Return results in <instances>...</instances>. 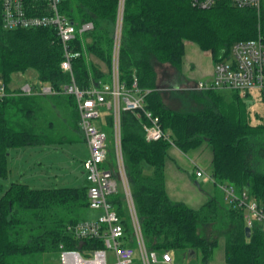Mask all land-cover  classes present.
<instances>
[{"label":"trees","instance_id":"16d2710c","mask_svg":"<svg viewBox=\"0 0 264 264\" xmlns=\"http://www.w3.org/2000/svg\"><path fill=\"white\" fill-rule=\"evenodd\" d=\"M29 2L31 6L32 0ZM117 0H63L61 11L76 25L94 24V30L73 41L80 56L73 60V73L81 88H90L104 77L87 54L110 69ZM264 39V5L238 8L231 0L219 1L209 9L193 5V0H127L120 68L122 80L131 84L136 76L142 89L151 90L146 107L160 118L171 142L149 143L137 114H123V149L129 181L141 229L148 250L159 253L195 251L206 264L217 245L209 231L225 237L228 264H264V227L256 224L246 234L243 208L214 198L198 210L168 200L164 175L171 146L187 153L207 144L213 150L215 183H228L264 205V170L253 140L263 138L264 122L253 125L249 98L233 93L229 101L217 92H186L201 101L207 96L212 107L182 110L168 108L156 83V63L180 67L186 54L185 42L212 53L215 63L227 61L232 46L241 41ZM85 46H84V44ZM84 46V48H83ZM63 47L54 29L5 30L0 19V80L7 92L15 73L35 70L40 84L61 90L71 81L62 70ZM264 102V94L258 93ZM58 105L74 97L14 95L0 100V179L10 174V149L52 141L54 130L43 101ZM45 99V100H44ZM207 103V102H206ZM203 104V103H202ZM205 104V103H204ZM46 124V125H43ZM52 129V131H51ZM144 164L154 168L153 177L144 175ZM87 187L32 189L12 183L4 190L0 182V264H40L39 255L60 256V246L84 256L102 248L101 241L76 240L67 228L87 212ZM130 232L127 209L121 195L112 200Z\"/></svg>","mask_w":264,"mask_h":264},{"label":"built area","instance_id":"2783aa9c","mask_svg":"<svg viewBox=\"0 0 264 264\" xmlns=\"http://www.w3.org/2000/svg\"><path fill=\"white\" fill-rule=\"evenodd\" d=\"M127 0H117L116 18L113 32V50L110 66L111 82L81 88L74 77L73 60L80 56L73 41L77 37L94 30L92 22L76 25L61 11L63 0H0V19L5 30L17 29H54L63 47L64 60L61 68L69 73L71 81L61 90L49 84H40L35 88L25 84L19 92L9 93L4 85L0 86V100L14 95L74 97L79 114V130L89 148V157L83 162V169L88 182L87 198L89 209L101 211L96 219L81 220L69 225V232L76 240L101 241L102 248L93 250L84 256L76 250H67L60 246V264H109L108 251L115 254V264H133L136 254L140 264H174L170 252L159 253L147 249L141 229L136 203L131 189L123 149V114H137L142 121L145 139L149 143L167 140L160 118L146 106L150 90L142 89L138 77L131 84L122 80L120 68L121 48L124 33V20ZM222 0H193V5L209 9ZM238 8L262 10L264 0H231ZM84 44V43H83ZM85 46V44H84ZM83 46V48H84ZM231 60L215 65L214 78L211 82L200 81L193 85L177 88L182 91H218L229 90L240 98H248L253 92L264 94V39L237 42L231 49ZM89 59V54L86 56ZM108 110L112 119V148L110 135L100 129L96 123ZM197 177L215 182L212 175L198 170ZM229 205L245 210L247 227L256 224L264 227V205L250 198L248 191H238L228 183H217ZM123 197L129 220L130 232L125 220L118 214L114 198ZM133 241L136 248L130 246Z\"/></svg>","mask_w":264,"mask_h":264},{"label":"rangeland","instance_id":"374dc122","mask_svg":"<svg viewBox=\"0 0 264 264\" xmlns=\"http://www.w3.org/2000/svg\"><path fill=\"white\" fill-rule=\"evenodd\" d=\"M185 46L187 52L184 57L182 71L187 74L189 80L195 81V84L203 80L202 78L205 79L208 76L210 62L213 67L214 63L211 59L207 60L202 58V54H205L207 57L210 56V53L201 50L193 42L186 41ZM227 60H231V57ZM101 67L104 71L107 70L103 65ZM38 81L37 72L35 70H28L25 73H15L12 76L9 87L13 89L22 88L27 83L32 84ZM1 85H3V82L0 80V86ZM180 93H186V91ZM217 93L226 95L227 97L233 94V92L229 90H218ZM173 94L176 95V93ZM185 95L188 94L186 93ZM181 100L174 102L172 107L176 110L186 108L187 104L185 100L183 98H181ZM248 103L252 114V124L257 125L264 122V102L258 94L252 93ZM42 104L44 117L48 115L47 120L54 123V130L52 131L51 129L52 141L9 150L10 174L7 179H0L4 190L8 189L9 186L15 182L27 184L32 189L81 188L87 185L83 170V162L89 157V148L83 134L77 127L79 116L76 114L75 108L68 102L58 105V102L51 101L49 98L43 101ZM206 107H212L210 99L203 108ZM105 129L111 136L112 128L111 131L110 128ZM110 140L112 141L113 138L110 137ZM253 144L254 148H256V155L260 166L259 170L262 171L264 170L263 138L254 139ZM171 151L172 149L169 150L166 159L168 169L175 168L172 158L169 157ZM144 172L147 176H152L154 169L144 164ZM100 214L101 211L98 213L88 208L87 212L84 213L83 219L97 218ZM223 244L224 239L221 238L219 244L215 246L213 259L209 261V264H221ZM177 252L178 251H172L171 254L178 257L180 253ZM182 254L183 257L185 255V263L183 260V264H203L202 253L194 251L191 259L188 253ZM137 258L138 257H136V259ZM38 259L40 260V264H60L59 257L53 254L39 255ZM108 263H116L115 254L111 250L108 251Z\"/></svg>","mask_w":264,"mask_h":264},{"label":"crops","instance_id":"0c3cea01","mask_svg":"<svg viewBox=\"0 0 264 264\" xmlns=\"http://www.w3.org/2000/svg\"><path fill=\"white\" fill-rule=\"evenodd\" d=\"M209 53H210V56H207V57L205 54H202V58L207 59V60L209 59L213 60L212 53L211 52ZM89 61L97 64L100 67L102 73H104V77L102 79H99V82L110 83L111 82L110 69L92 55H89ZM183 62H184V59H183ZM213 63H214V67L212 63L210 62V71L208 73V76L205 79L202 78L203 80H200V81L211 82L213 80L214 70H215V65H216L214 60H213ZM183 64L184 63H182L181 66L178 68L170 64L156 63V66H155L156 83L158 87H160L159 89L163 91V94L161 97L165 105L172 110H176L172 106L174 102H178L179 100H181V98L185 100V103L187 104L186 108L195 107L196 109H203L204 105H206V102L209 100V99L207 100L208 98L207 96H202L200 97L201 101H197V99H191L192 97L190 95H185L186 93H180V92H185V91L177 90V88H180V87L193 85L195 82L193 80H189V77L187 76V74L184 71H182ZM102 65L105 68H107L106 71L102 69L101 67ZM186 92H189V91H186ZM194 92H214V91H194ZM173 93H176V95ZM253 93L258 94V92H253ZM219 95L225 96L227 101L232 96L231 95L230 97H227L226 95H223V94H219ZM248 98L250 99L251 95ZM74 108H75L76 114L79 116L76 107ZM78 123H79V120H78ZM111 124H112V119L110 116V112L108 110H105L103 112V117L96 123V125L100 129L105 131L107 134H110L107 132L105 128H110V131H111ZM77 127L79 128L78 125ZM144 137H145V134H144ZM112 144L113 143L111 141V148H112ZM170 149H172V151L169 157L172 158L175 168L168 169L167 160H165L164 175H165V184H166V194H167L168 200H170L171 203L184 204L191 209L198 210L201 207H203L207 202L211 201L214 198H222L224 196V199L226 200L224 193L218 188L215 182L206 180L204 177H197L196 175L199 169L203 170L205 173L210 174V175H212L213 173V169H214L213 150L210 146H208L205 143L198 149L191 150L187 153L182 152L176 146H171L169 150ZM169 150H168V153H169ZM167 157H168V154H167ZM144 175H146L145 172H144ZM153 175H154V172H153ZM153 175L148 176V177H153ZM85 181L87 185L83 187L88 186L86 177H85ZM97 212L100 213V211H97ZM91 219H96V218H91ZM208 235L210 237L209 240H211V242H213V240L217 241V245L219 244V241L221 238L224 239L223 256L221 257V260H222L221 264H228L226 261V253H225V237H223L222 235H218L217 233H215L214 235L212 230L209 231ZM129 244L133 248H136L135 242L130 241ZM214 249H215V246L213 247V251L210 255L209 261L213 259ZM177 253H180L181 257L180 256L176 257L171 254L174 264H183V260L185 263V255L183 257L182 253H186V254L188 253L189 258L190 259L192 258V254H190V251H178ZM136 257H138L137 254L135 256L133 264H140L139 257L137 259ZM209 261L206 264H209ZM157 264H164V263L160 262Z\"/></svg>","mask_w":264,"mask_h":264},{"label":"water","instance_id":"95a60500","mask_svg":"<svg viewBox=\"0 0 264 264\" xmlns=\"http://www.w3.org/2000/svg\"><path fill=\"white\" fill-rule=\"evenodd\" d=\"M246 234H247V237H250L251 235V229L249 227L246 228ZM194 251H190V254H193Z\"/></svg>","mask_w":264,"mask_h":264}]
</instances>
